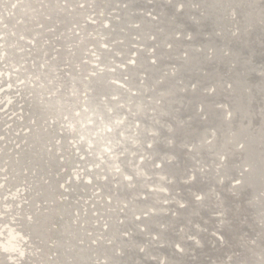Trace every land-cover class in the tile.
Instances as JSON below:
<instances>
[{
    "label": "water",
    "instance_id": "1",
    "mask_svg": "<svg viewBox=\"0 0 264 264\" xmlns=\"http://www.w3.org/2000/svg\"><path fill=\"white\" fill-rule=\"evenodd\" d=\"M0 264H264V0H0Z\"/></svg>",
    "mask_w": 264,
    "mask_h": 264
},
{
    "label": "bare ground",
    "instance_id": "2",
    "mask_svg": "<svg viewBox=\"0 0 264 264\" xmlns=\"http://www.w3.org/2000/svg\"><path fill=\"white\" fill-rule=\"evenodd\" d=\"M223 86H225V85H223ZM179 87H180V86H179ZM158 91H162V90H158ZM163 209H164V207H163ZM163 209H162V210H163ZM215 235L218 236V237H220V234H219L218 232H215Z\"/></svg>",
    "mask_w": 264,
    "mask_h": 264
}]
</instances>
